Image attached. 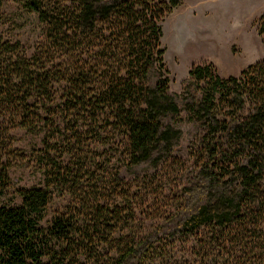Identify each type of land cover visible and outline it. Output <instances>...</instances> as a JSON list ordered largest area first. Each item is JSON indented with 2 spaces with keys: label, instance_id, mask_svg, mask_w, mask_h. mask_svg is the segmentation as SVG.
I'll list each match as a JSON object with an SVG mask.
<instances>
[{
  "label": "trees",
  "instance_id": "trees-1",
  "mask_svg": "<svg viewBox=\"0 0 264 264\" xmlns=\"http://www.w3.org/2000/svg\"><path fill=\"white\" fill-rule=\"evenodd\" d=\"M18 2L39 34L28 56L0 38V196L14 129L40 135L43 186L16 189L19 203L0 205V264H146L162 239L264 226V13L255 21L261 59L226 77L210 63L193 66L171 94L160 23L178 0ZM180 113L197 160L164 223L130 236L123 209L101 194L41 225L52 189L74 197L82 171L69 162L85 137L119 143L126 173L153 170L179 146Z\"/></svg>",
  "mask_w": 264,
  "mask_h": 264
},
{
  "label": "rangeland",
  "instance_id": "rangeland-1",
  "mask_svg": "<svg viewBox=\"0 0 264 264\" xmlns=\"http://www.w3.org/2000/svg\"><path fill=\"white\" fill-rule=\"evenodd\" d=\"M262 13L264 0H178L160 23L168 92L179 93L193 66L210 63L220 77H226L237 75L261 59L255 21ZM38 34L33 13L22 8L18 0H0L2 40L17 43L28 56ZM184 118V113L175 118V127L182 131L179 146L153 170L139 167L135 173H126L119 143L102 145L85 137L77 157L69 162L72 168L78 166L82 171L74 184L75 195L69 198L64 191L52 189L41 225L62 213L66 206L72 207L74 200L88 201L101 194L123 209L121 221L130 236H143L164 223L180 205L182 178L193 170L197 160L194 131ZM9 136L8 188L0 196V205L4 206L19 203L13 195L16 189L43 186L34 159L40 135L14 129ZM117 172L120 181L114 180ZM146 264H264V226L259 230L251 225L242 231L234 229L227 237L210 235L205 230L172 242L162 239Z\"/></svg>",
  "mask_w": 264,
  "mask_h": 264
},
{
  "label": "bare ground",
  "instance_id": "bare-ground-1",
  "mask_svg": "<svg viewBox=\"0 0 264 264\" xmlns=\"http://www.w3.org/2000/svg\"><path fill=\"white\" fill-rule=\"evenodd\" d=\"M174 39V38H173ZM187 44V43H186Z\"/></svg>",
  "mask_w": 264,
  "mask_h": 264
}]
</instances>
